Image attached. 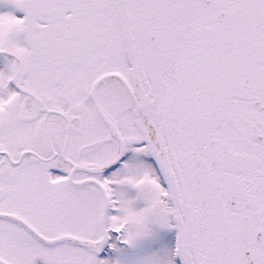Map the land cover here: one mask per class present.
<instances>
[{
  "label": "snow or ice",
  "instance_id": "6c2138e0",
  "mask_svg": "<svg viewBox=\"0 0 264 264\" xmlns=\"http://www.w3.org/2000/svg\"><path fill=\"white\" fill-rule=\"evenodd\" d=\"M0 264H264V0H0Z\"/></svg>",
  "mask_w": 264,
  "mask_h": 264
}]
</instances>
